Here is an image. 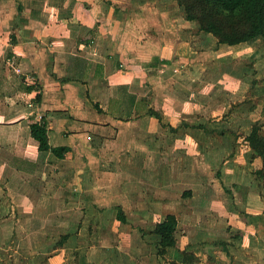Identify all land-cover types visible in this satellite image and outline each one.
I'll return each instance as SVG.
<instances>
[{"label":"crops","instance_id":"0c3cea01","mask_svg":"<svg viewBox=\"0 0 264 264\" xmlns=\"http://www.w3.org/2000/svg\"><path fill=\"white\" fill-rule=\"evenodd\" d=\"M259 41L175 0H0V264H260Z\"/></svg>","mask_w":264,"mask_h":264},{"label":"trees","instance_id":"16d2710c","mask_svg":"<svg viewBox=\"0 0 264 264\" xmlns=\"http://www.w3.org/2000/svg\"><path fill=\"white\" fill-rule=\"evenodd\" d=\"M187 21L197 25V32L210 34L219 44L236 46L243 43L264 41V0H175ZM15 40L13 39L12 42ZM33 90V88H28ZM264 125L256 122L246 136L253 159L259 158L262 167L254 172L264 183ZM31 135L39 143V150L61 158L66 148H54L48 137V124L43 120L31 124ZM173 216L159 224L155 231L162 238V252L172 245Z\"/></svg>","mask_w":264,"mask_h":264},{"label":"rangeland","instance_id":"374dc122","mask_svg":"<svg viewBox=\"0 0 264 264\" xmlns=\"http://www.w3.org/2000/svg\"><path fill=\"white\" fill-rule=\"evenodd\" d=\"M259 42H260L259 43L260 44V47H259L260 51H257L258 52L257 56H260V60H262V62H261V73H260L261 78H259L258 80H261L260 86H261V88H263L264 87L263 86L264 85V43L261 41H259ZM247 83L250 84V81H247ZM261 94L263 95V92H261ZM248 122H246V123H248ZM252 124H253V122H249L248 127H250ZM112 254H113V251H112ZM260 258H261V255H260L259 260H258L259 263L261 264L262 261H264V257L261 260H260Z\"/></svg>","mask_w":264,"mask_h":264}]
</instances>
